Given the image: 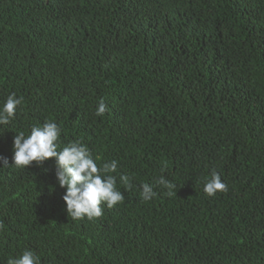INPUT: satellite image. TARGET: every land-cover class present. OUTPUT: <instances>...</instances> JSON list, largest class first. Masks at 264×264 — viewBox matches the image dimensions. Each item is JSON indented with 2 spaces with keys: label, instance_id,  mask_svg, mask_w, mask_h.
I'll list each match as a JSON object with an SVG mask.
<instances>
[{
  "label": "trees",
  "instance_id": "obj_1",
  "mask_svg": "<svg viewBox=\"0 0 264 264\" xmlns=\"http://www.w3.org/2000/svg\"><path fill=\"white\" fill-rule=\"evenodd\" d=\"M0 264H264V0H0Z\"/></svg>",
  "mask_w": 264,
  "mask_h": 264
}]
</instances>
